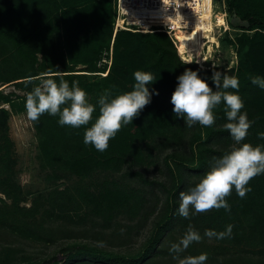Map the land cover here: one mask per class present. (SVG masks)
Returning <instances> with one entry per match:
<instances>
[{
    "label": "trees",
    "instance_id": "trees-1",
    "mask_svg": "<svg viewBox=\"0 0 264 264\" xmlns=\"http://www.w3.org/2000/svg\"><path fill=\"white\" fill-rule=\"evenodd\" d=\"M69 1L0 0V81L15 80L17 88L25 92L17 95L24 106L27 95L40 83L41 76H49L57 82L63 79L70 87L74 81L78 82L87 93L91 74L84 70L101 71L106 65L99 64L96 68L83 36L93 33L105 41L109 35L113 59L103 80L114 89L131 91L135 71L151 72L156 79L147 85L152 93L151 102L132 123L123 126L110 139L104 152L84 144L85 127L90 124L78 129L61 126L58 116L48 114L33 121L44 158L55 171L75 175L79 181L73 187L47 192L40 202L34 200L28 207L22 205L27 196L17 180L18 158L10 135V113L1 106L0 192L11 199L14 206L17 223L12 225L18 226V233L26 238L48 240L58 232L53 223L58 216L67 220L76 216L77 222L90 220L93 225H101L102 231L113 223L118 227L126 225L125 232L120 228L113 231V235L122 238L130 235L134 228L145 226L161 205L164 213L150 237L149 246L133 256L88 244H73L68 246L66 259L53 255L43 261L30 262L25 255H19L21 248L8 242L0 243V264H77L79 256L92 257L105 264H148L150 258L163 254V244L182 238L189 226L204 234L209 229L219 233L232 225L230 237L210 239L213 250L242 248L260 250L264 254V174L249 182L251 191L245 198H240L233 190L227 197L230 211L213 209L197 214L190 210L189 218L182 217L178 211L179 193L195 186L215 159L238 145L224 128L227 119L223 104L214 110L216 120L211 127L199 124L188 127L183 118L176 116L171 96L178 84L177 77L186 69L196 71L215 91L212 69L234 70L235 66L208 69L195 61L185 63L166 31L119 29L114 33L115 17L99 27H95L89 13L68 17L65 9L69 8ZM225 1L231 30L222 37L223 46L232 45L233 29L243 30L237 38L242 55L234 74L239 88L228 91L241 97L244 103L241 111L254 121L241 143L264 148V139L258 135L264 132V89L251 82L252 77L264 78V8L242 11L238 0ZM79 64L87 68H77ZM13 94L0 88V102H12ZM97 116L93 115L92 122ZM163 154L168 179L146 177L145 171L157 165ZM163 190L167 191L164 201ZM5 209L6 205L0 202V226L8 223ZM121 219L129 221L123 223Z\"/></svg>",
    "mask_w": 264,
    "mask_h": 264
},
{
    "label": "clouds",
    "instance_id": "clouds-1",
    "mask_svg": "<svg viewBox=\"0 0 264 264\" xmlns=\"http://www.w3.org/2000/svg\"><path fill=\"white\" fill-rule=\"evenodd\" d=\"M170 3L171 0H162L165 11L170 8ZM134 79L135 84L131 91L111 99V92L106 91L99 97V115L92 122L96 105L88 101L86 91L78 86V82L74 81L70 87L63 79L57 82L53 78H40V83L34 86L26 97V113L32 121H38L44 114L58 116L61 126L71 128L78 129L90 124L85 127L84 144H90L97 151L104 152L110 139L114 138L123 126L132 123L151 102L152 93L147 85L156 80L153 74L138 70L134 72ZM177 80L178 84L171 96L176 116L183 118L188 127L195 124L211 127L216 120L214 110L223 104L227 119L224 128L238 145L215 159L211 168L195 186L179 193V214L189 218L190 210L197 214L213 209L230 211L227 197L233 190L240 198H245L251 191L249 182L264 174V148L247 142L241 143L254 121L249 120L247 113L241 111L244 107L241 97L228 91L238 90L239 80L235 76L222 75L221 72L215 71L212 75L215 91L196 71L190 69H186ZM251 82L264 89V78L252 77ZM258 135L264 139V132ZM232 227L228 225L225 231L219 233L215 230H205L204 236L209 239L230 237ZM201 240L200 233L189 226L182 238L171 244L169 251L176 254L174 258H178L191 244ZM207 258L206 253L186 256L179 259V264H206Z\"/></svg>",
    "mask_w": 264,
    "mask_h": 264
},
{
    "label": "rangeland",
    "instance_id": "rangeland-1",
    "mask_svg": "<svg viewBox=\"0 0 264 264\" xmlns=\"http://www.w3.org/2000/svg\"><path fill=\"white\" fill-rule=\"evenodd\" d=\"M238 1L239 7L242 11L264 8V0ZM69 3V8L65 9V14L68 17H79L82 15H88L89 13L94 20L95 27H99L102 24H109L115 17V0H70ZM218 9H223L221 0L218 1V4L216 3V10ZM242 33V29H233L232 36L234 37L232 45L225 43L222 49L224 59L230 60L228 61V63H230L229 66H235V69L228 70L224 68H216L212 69V74L215 71H219L222 75L234 76L238 60L242 55V52L239 51L237 42L238 36ZM83 40L86 44L87 53L91 60H93L94 65L96 64L97 68L100 60L105 55L106 50L111 48L112 41H110L109 35H107L106 40L104 41L96 38L93 33L83 36ZM235 52L237 53V56ZM84 66L85 64H79L77 68H87ZM84 71L91 74L87 89V99L89 102L96 105V112L93 115H99V105L97 102L99 97L106 91L111 92L110 99L118 94L127 92L121 89H114L103 80L102 77L104 75L96 74L97 71ZM40 78L50 77L41 76ZM0 88L5 92L12 91L14 93L12 95L14 100L12 102H0V107L4 106L10 113V135L15 141L18 158L16 167L17 180L22 184L23 190L27 196V200L23 201L22 205L28 207L33 204L34 200L40 202L39 200H42L43 195L49 191L73 187L79 181V178L75 175H64L59 171H55L50 163L44 158L34 122L28 118L22 99L17 96L18 94H23L25 92L17 88L15 80L8 82L0 81ZM164 155L165 154H163L161 161H159L157 165H153L150 169L145 171L146 177L160 181H166L168 179V176L165 174L167 171L163 158ZM157 184L162 188L159 183ZM161 194L164 201L166 199L167 191L163 190ZM0 202L6 205L5 210L7 211V217L5 218L9 217L7 219L8 223L0 226V243L11 242V244L18 246L21 248V250H19V255H25L30 262L43 261L45 258L53 255H56L58 259H66L67 252L70 249L68 246H72L73 244H88L89 246L98 249L133 256L149 246L150 237L158 226V222L161 220L164 213V207L161 205L145 226L140 229L134 228L130 235H125L126 237L122 238H119L117 234L113 235V231L120 228V231L125 232L127 228L126 225L118 227V225H116L117 223H113L102 231L101 225H93L90 220L86 222H77L76 216L71 220L58 216L56 220L53 221L54 225L58 228L57 234L48 240H45L26 238L20 235L18 233V226L12 225L17 223V221L14 220V206L12 205L11 199L7 198L4 193L0 192ZM38 219H40V216H38ZM121 221L125 223L129 220L125 221L121 219ZM199 233L202 240L198 243L194 242L191 244L188 249L179 254L178 258H174L176 254L169 251L171 244L179 241L176 239L175 241H167L163 244L162 247H164V249H161L165 250L163 254L150 258L147 261L148 264H179V259H183L186 256L199 255L201 253L207 254L208 258L206 264H264V254L260 253V250H245L242 248L213 250L214 245L211 240L204 236L203 233ZM62 248L66 249L62 251ZM76 260H78L77 264H105L97 262L94 258L88 256H79Z\"/></svg>",
    "mask_w": 264,
    "mask_h": 264
},
{
    "label": "built area",
    "instance_id": "built-area-1",
    "mask_svg": "<svg viewBox=\"0 0 264 264\" xmlns=\"http://www.w3.org/2000/svg\"><path fill=\"white\" fill-rule=\"evenodd\" d=\"M218 1L220 0H171L170 8L165 11L162 0H115L114 31L119 29L143 32L166 31L171 36L181 58L188 61L183 54L185 51L181 49L182 40L180 36L183 32H189L193 28H197L199 24L206 25L207 30L203 36L205 44L202 48V54L203 56L208 55L211 63L207 66L202 65L201 59L194 53L190 61L197 62L202 68L210 69L216 66L229 68L231 65L229 66L228 61L230 60L224 59L221 39L226 31L231 30V26L228 21L226 1L221 0L223 9L216 10ZM218 14H222L227 23H216L212 27L208 26L212 20H216ZM208 32L216 40H211ZM210 44L211 49L209 48ZM235 54L237 56L236 52ZM112 59L113 44L109 50H106L105 55L99 62L101 66L106 65V68L97 72L106 75L110 70Z\"/></svg>",
    "mask_w": 264,
    "mask_h": 264
},
{
    "label": "bare ground",
    "instance_id": "bare-ground-1",
    "mask_svg": "<svg viewBox=\"0 0 264 264\" xmlns=\"http://www.w3.org/2000/svg\"><path fill=\"white\" fill-rule=\"evenodd\" d=\"M216 23L221 24V23H227V22H226V19L224 18V16L222 14H218L216 20H212V22H210V24L208 26L212 27ZM206 30H207L206 25L204 26V25L199 24L197 26V28H193L189 32H183V34H181V36H180L181 40H182L181 49H182V51H185L183 54H184V57L186 58V60H188V61L192 60V56L194 53L199 57V59H201L202 65L207 66L209 63H211V59L209 58V56L206 54L203 56V54H202V48L205 44V40H204L203 36H204ZM193 33H194V35H193ZM208 35L211 38V40H216V38L212 34H210L209 32H208ZM209 48L211 49V44H210Z\"/></svg>",
    "mask_w": 264,
    "mask_h": 264
}]
</instances>
